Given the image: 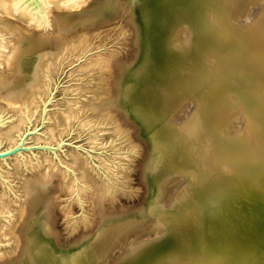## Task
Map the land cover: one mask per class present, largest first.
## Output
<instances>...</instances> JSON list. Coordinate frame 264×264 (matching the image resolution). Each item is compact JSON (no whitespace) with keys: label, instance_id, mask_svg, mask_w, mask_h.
<instances>
[{"label":"rangeland","instance_id":"obj_1","mask_svg":"<svg viewBox=\"0 0 264 264\" xmlns=\"http://www.w3.org/2000/svg\"><path fill=\"white\" fill-rule=\"evenodd\" d=\"M219 1L187 0L179 12L182 26L195 25L199 30L205 27L209 30L208 24ZM20 6L31 8L27 1ZM262 10L257 12L258 16L260 12L264 14V7ZM76 11H83L80 18L71 15ZM0 19L7 20L8 24L5 28L0 25V115L4 114L8 121L0 126V147L16 141V134L23 130L25 107H29L31 114L39 110V97L46 98L48 87L54 86V80H61L62 86L49 111L51 121L43 129L44 134L31 136L29 141L57 144L59 135L65 134L69 140L94 149L93 158L101 167L98 169L87 153L73 146H66L65 154L59 152L62 159L76 169L83 183L80 185L81 203L74 196V177H69L58 162L54 163L52 154L37 150L36 155L25 152V160L14 156L8 164L0 161V264H26L24 255L35 222L43 229L41 234L54 252L71 255L102 226L134 219V231L122 239L114 248V254L102 264H121L130 253L124 245L145 238L153 241V245L122 264L160 261V264H171L181 255L197 261L204 253L208 254L209 250H204L207 245L212 248L220 244L222 235L233 234L234 229L252 219L260 201L254 194L241 190L216 192L212 205L204 194L186 196L181 206L179 202L175 205L176 191L185 183L180 169L176 170L180 176L176 173L175 178L156 193L153 139L143 122L124 106L122 98L125 76L137 66L144 51L145 31L133 0H84L77 7L52 3L42 24L33 16L22 18L17 13L7 16L0 13ZM202 33L200 41L190 49L195 58L202 51L206 58L212 50L210 59L206 58L211 63L214 49L205 50L206 39L204 41ZM20 42L23 66L19 70L15 68V61L10 64L7 55ZM41 53H44L40 59L41 83L29 88L28 74ZM172 56L174 65L166 70L164 95L169 98L183 93L182 84L189 76V82L195 85V97L205 91L210 105H215L208 111L209 116L205 113L206 132L183 145L184 150L193 155L192 163L198 161L199 165L203 144L209 139H215L216 143L222 139L218 107L224 104V98L226 100L225 79L207 62L202 66L198 64L200 61L192 60V69H189L186 62ZM9 88L16 90L14 100L6 95ZM165 110L162 109L163 116ZM40 119L38 112L35 124H39ZM9 131L15 137L12 140L6 136ZM184 164L180 156L174 157V165ZM156 206L164 211L174 209V214L156 220ZM190 208L197 212L192 213ZM164 234L169 239L164 246H157ZM214 249L212 254L216 252ZM168 257L169 262L164 261Z\"/></svg>","mask_w":264,"mask_h":264},{"label":"bare ground","instance_id":"obj_2","mask_svg":"<svg viewBox=\"0 0 264 264\" xmlns=\"http://www.w3.org/2000/svg\"><path fill=\"white\" fill-rule=\"evenodd\" d=\"M23 1H27L31 8L20 6ZM83 1L0 0V13L5 16L17 13L22 18L33 16L39 24H42L48 17L50 4L62 3L69 7H77ZM186 2L187 0H133L140 12L145 31L143 32L144 51L137 66L132 67L125 76L122 87L123 104L143 122L153 139L156 156L152 170L156 193L176 173L178 175L176 170L180 169L185 176L183 178L185 183L177 191L175 190L176 198L173 202L175 205L179 202L178 206H181L186 196L203 194L212 205L211 200H214L216 192L224 193L227 190L251 193L260 201V204L256 205V213L252 215V219L247 220L245 229L243 224L234 229L233 234L222 235L220 244L212 248L211 245H207L204 250H209L208 254L204 253L197 261H190L186 259L188 255L183 258L181 255L171 264H264V14L260 15V12L258 13L260 17L257 15V12L264 7V0H220L208 24L211 27L209 30L206 27L199 30L195 25L182 26L183 18H180L179 12ZM85 9L84 7L83 11ZM83 11H76L75 15H71L77 18L82 16L80 13ZM6 24L7 20L0 19L3 28ZM201 32L204 33H202L205 36L204 41L206 39L205 50H209V47L214 49L211 63H208L207 59H210L212 50L207 54L209 56L206 59L203 51L195 58L192 55L193 50L190 49L200 41ZM206 33L208 36L205 35ZM1 44L0 41V57ZM29 48L25 50L28 51ZM11 51L7 55L9 56L7 60L9 59L10 64L15 61V68L18 67L20 70L23 66L20 60L23 52L21 42ZM43 54H40L28 74L29 88L34 84L37 86L40 81V64H42L40 59ZM172 54L180 61L186 62L185 65L188 64L189 69H192V60L200 61L198 64L202 63V66L208 63L225 79L223 87L227 93L226 100L224 98V104L218 107V111H221L222 139L217 143L215 139H209L203 144L202 154L198 159L199 165L198 161L195 162L196 164L192 163L193 155L185 151L183 145L188 140L195 141L196 136L199 138L206 132L205 113L209 116L208 111L215 105H210L205 91H202L199 97H195L193 94L195 85L193 81L189 82V76L185 78V84H182L185 90L183 93L169 98L164 95L166 70L174 65L175 58ZM180 89L177 88L178 91ZM6 91L9 99L14 100L17 97L16 90L9 88ZM164 108H166L165 116L162 114ZM6 136L11 140L15 138L11 131L7 132ZM177 156L185 160L183 166L174 165V157ZM158 207L155 208V215L158 216L156 220H159L160 216L174 214V209L164 211L165 209L160 210ZM163 207L165 208L164 205ZM190 210L192 213L197 212L191 208ZM209 213L210 208L207 214ZM133 221L134 219L119 223L110 222L102 226L91 240L71 255L54 252L42 235L43 229L35 222L28 238L25 262L26 264H102L108 256L114 254V248L120 245L122 239L134 231ZM166 235L160 238L157 246L166 244L169 239ZM151 245L153 241L149 238L126 243L123 248H128L130 253L125 254L127 257L124 260ZM213 249L216 251L214 254H212ZM169 259L168 257V260L164 261L169 262Z\"/></svg>","mask_w":264,"mask_h":264},{"label":"water","instance_id":"obj_3","mask_svg":"<svg viewBox=\"0 0 264 264\" xmlns=\"http://www.w3.org/2000/svg\"><path fill=\"white\" fill-rule=\"evenodd\" d=\"M62 86L61 80H54V86L48 87V95L40 96L41 108L39 110H35L33 114L28 106L25 107V119L26 125L23 127V130L16 134V141L10 143L8 146L0 147V161H4L6 164L9 163V159L14 156H19L22 160H25L26 154L25 152H31L36 155L37 150H42L48 152L53 155L54 163L58 162V165L64 169L67 175L73 176L75 180V194L74 196L80 200L82 203V198L80 195V185L83 183L80 180V177L72 166L66 163L59 152L66 153V146H73L77 150L85 152L92 159L93 164L100 169V165L93 158V151L83 143H76V141L69 140V137H66L65 134H60L58 137V143H49V142H38L31 143L29 141L31 136L34 135H42L44 134L43 129L46 125L51 121L49 117V111L51 110V105L56 100V94ZM40 112L41 119L39 124H35V119H37V113ZM7 118L4 114L0 115V126H5L7 123ZM0 176H2L0 172Z\"/></svg>","mask_w":264,"mask_h":264}]
</instances>
